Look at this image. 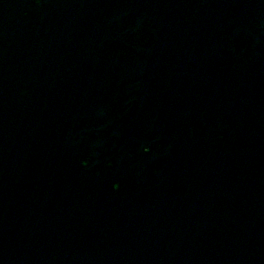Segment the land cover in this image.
<instances>
[{
  "label": "water",
  "instance_id": "obj_1",
  "mask_svg": "<svg viewBox=\"0 0 264 264\" xmlns=\"http://www.w3.org/2000/svg\"><path fill=\"white\" fill-rule=\"evenodd\" d=\"M0 264H264V0H0Z\"/></svg>",
  "mask_w": 264,
  "mask_h": 264
}]
</instances>
